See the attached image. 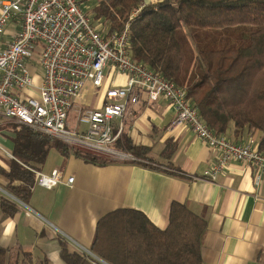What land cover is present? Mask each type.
I'll return each instance as SVG.
<instances>
[{"label":"crops","instance_id":"0c3cea01","mask_svg":"<svg viewBox=\"0 0 264 264\" xmlns=\"http://www.w3.org/2000/svg\"><path fill=\"white\" fill-rule=\"evenodd\" d=\"M19 29L18 19L10 21L0 38V48ZM36 53L28 61L33 78L30 65H40L39 55L34 58ZM41 75L44 77V71ZM126 81V75L107 66L103 85L97 88L88 82L74 99L69 117L74 113L75 125L68 118V127L83 131L85 126L78 123L80 112L103 107L106 89ZM40 85L17 92L24 97L38 96ZM176 115L165 97L147 102V95L141 94L137 104H128L123 131L112 145L122 157L104 165L77 156L72 151L75 146L63 148L57 138L37 139L40 162L34 169L45 173L58 169L61 182L49 188L35 181L28 198L22 200L7 186L13 165L22 164L14 155V139L23 125L0 114V247L19 263L25 251L34 260L68 264L62 248L71 254L90 250L99 222L109 213L138 209L165 228L172 202L179 201L207 221L201 247L203 264H264V170L232 160L215 181L203 178L219 153L189 126L174 125ZM224 134L240 143L253 137L257 148L261 136L259 130L248 127L236 134L233 123ZM125 138L134 147L150 149L148 159L137 158L125 149ZM165 149L173 151L170 156L163 155ZM69 177L73 182H68Z\"/></svg>","mask_w":264,"mask_h":264},{"label":"trees","instance_id":"16d2710c","mask_svg":"<svg viewBox=\"0 0 264 264\" xmlns=\"http://www.w3.org/2000/svg\"><path fill=\"white\" fill-rule=\"evenodd\" d=\"M88 1L79 0L83 7ZM92 12L94 22L107 24L106 35L128 23L132 58L186 88L212 129L224 134L233 123L236 134L245 127L259 130L258 147L264 150V0H97ZM237 25L254 27L245 40H235L229 31ZM49 138L54 139L23 125L14 139V155L24 165H13L7 187L22 200L36 181V140ZM124 144L133 156L148 159L150 149L134 147L128 138ZM166 150L168 157L173 151ZM72 151L94 164L116 162L95 152ZM206 230L205 217L179 201L172 202L165 228L141 210L123 208L99 222L90 250L109 264H203ZM61 254L68 264H93L88 255L71 254L65 247ZM0 264L48 261L24 251L19 263L0 247Z\"/></svg>","mask_w":264,"mask_h":264},{"label":"built area","instance_id":"2783aa9c","mask_svg":"<svg viewBox=\"0 0 264 264\" xmlns=\"http://www.w3.org/2000/svg\"><path fill=\"white\" fill-rule=\"evenodd\" d=\"M13 19H18L20 29L0 48L1 115L35 132L108 157L119 153L112 145L123 131L128 104H137L143 93L147 102L165 97L176 109L174 125L189 126L219 153L203 178L215 181L232 160L253 163L264 170V152L257 148L255 138L240 143L216 132L191 102L186 88L132 58L128 23L106 35L79 0H0V38ZM36 52L44 77L38 96L24 97L17 90L34 86L28 61ZM107 66L126 75V84L107 88L103 107L80 112L78 123L85 126L83 131L70 129L68 118L74 99L88 82L101 87ZM32 170L40 185L51 188L61 182L58 169L50 173ZM73 179L69 177L68 182ZM84 254L95 264H109L90 250L84 249Z\"/></svg>","mask_w":264,"mask_h":264},{"label":"rangeland","instance_id":"374dc122","mask_svg":"<svg viewBox=\"0 0 264 264\" xmlns=\"http://www.w3.org/2000/svg\"><path fill=\"white\" fill-rule=\"evenodd\" d=\"M96 1L97 0H90V1L86 2L85 5H84V9H85L86 13L88 14V16L91 18V20L93 21V23L95 24V26H97L98 28H102V30H106L107 29V24H105L103 22H100V23H98L96 21L94 22V20H93L92 9L94 8V6L96 4ZM253 27H254L253 25H237V26L233 27L229 31V33L234 36L235 40L237 38L241 39V40H245L247 35H248L249 30H252ZM37 57H38V53H36V57L34 56V58L38 59ZM30 67H32V72L34 74V78H33L34 84L35 85H40L42 80H43V76L41 75V72L43 73L42 66H40L38 64H32V66L30 65ZM74 116H75L74 113H71V115L69 117L71 119L70 122H71L72 125H75ZM59 140H61V139H59ZM61 141H63V140H61ZM68 145H69V147H73L72 144H68ZM77 148H80V147H77ZM80 149H82V147ZM102 155L107 157V155H104V154H102ZM108 157H110V158L112 157V159H119L122 156H121L120 153H118V155H116V156H108ZM93 264H95V263H93Z\"/></svg>","mask_w":264,"mask_h":264}]
</instances>
